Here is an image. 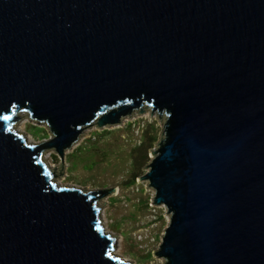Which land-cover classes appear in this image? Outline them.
<instances>
[{
    "label": "water",
    "instance_id": "obj_1",
    "mask_svg": "<svg viewBox=\"0 0 264 264\" xmlns=\"http://www.w3.org/2000/svg\"><path fill=\"white\" fill-rule=\"evenodd\" d=\"M147 112L154 255L264 264V0H0V264H134L103 222L116 187L58 180L87 128Z\"/></svg>",
    "mask_w": 264,
    "mask_h": 264
},
{
    "label": "rangeland",
    "instance_id": "obj_2",
    "mask_svg": "<svg viewBox=\"0 0 264 264\" xmlns=\"http://www.w3.org/2000/svg\"><path fill=\"white\" fill-rule=\"evenodd\" d=\"M24 131L37 142L49 137L44 126L31 120L26 121ZM162 132L158 116L149 112L122 125L87 128V135L67 153L66 174L58 180L91 190L119 188V193L104 199L110 229L123 237L120 254H114L134 264H164L154 251L170 218L164 217V206L153 203L155 191L146 189L148 181L140 180L151 160L150 149L157 146ZM49 153V161L60 163L54 151Z\"/></svg>",
    "mask_w": 264,
    "mask_h": 264
},
{
    "label": "bare ground",
    "instance_id": "obj_3",
    "mask_svg": "<svg viewBox=\"0 0 264 264\" xmlns=\"http://www.w3.org/2000/svg\"><path fill=\"white\" fill-rule=\"evenodd\" d=\"M126 119H124L123 121H125ZM25 125H26V122H24L23 124H21V129L22 130H25ZM29 141L31 142H35L34 138L32 137V135L29 134ZM37 142V141H36ZM48 158H51V156L49 155ZM119 188H116V193H119ZM103 222H104V225H105V228L107 230V232H112L111 229H110V226H109V222H108V216H107V212L105 210L104 212V215H103ZM121 239L119 240V242L117 243V248H116V253L120 254L121 252V249H122V242H123V237L120 235ZM124 259V258H123Z\"/></svg>",
    "mask_w": 264,
    "mask_h": 264
},
{
    "label": "trees",
    "instance_id": "obj_4",
    "mask_svg": "<svg viewBox=\"0 0 264 264\" xmlns=\"http://www.w3.org/2000/svg\"><path fill=\"white\" fill-rule=\"evenodd\" d=\"M150 140H153V142H154V139L153 138H150ZM152 144V142L150 143V145ZM146 154V153H145ZM142 163V162H141Z\"/></svg>",
    "mask_w": 264,
    "mask_h": 264
},
{
    "label": "built area",
    "instance_id": "obj_5",
    "mask_svg": "<svg viewBox=\"0 0 264 264\" xmlns=\"http://www.w3.org/2000/svg\"><path fill=\"white\" fill-rule=\"evenodd\" d=\"M53 163V162H52Z\"/></svg>",
    "mask_w": 264,
    "mask_h": 264
}]
</instances>
